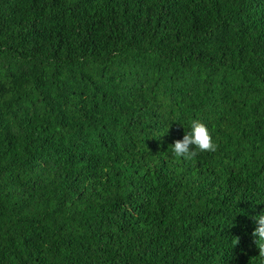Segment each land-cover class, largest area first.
Instances as JSON below:
<instances>
[{
    "label": "trees",
    "instance_id": "16d2710c",
    "mask_svg": "<svg viewBox=\"0 0 264 264\" xmlns=\"http://www.w3.org/2000/svg\"><path fill=\"white\" fill-rule=\"evenodd\" d=\"M261 213L264 0H0V264H264Z\"/></svg>",
    "mask_w": 264,
    "mask_h": 264
},
{
    "label": "clouds",
    "instance_id": "9594fccd",
    "mask_svg": "<svg viewBox=\"0 0 264 264\" xmlns=\"http://www.w3.org/2000/svg\"><path fill=\"white\" fill-rule=\"evenodd\" d=\"M182 139H177L169 146L171 155L177 160L195 161L200 153L216 152L218 144L214 142L212 134L206 124L199 119H193ZM256 227L252 232L253 242L259 249V257L264 258V213L255 217ZM234 246L240 243V238L232 241Z\"/></svg>",
    "mask_w": 264,
    "mask_h": 264
}]
</instances>
